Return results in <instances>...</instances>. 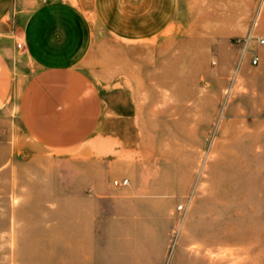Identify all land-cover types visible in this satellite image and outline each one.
Masks as SVG:
<instances>
[{"label":"crops","instance_id":"crops-1","mask_svg":"<svg viewBox=\"0 0 264 264\" xmlns=\"http://www.w3.org/2000/svg\"><path fill=\"white\" fill-rule=\"evenodd\" d=\"M250 20L244 0H0V264H165L186 192L150 145L167 108L118 95L149 90L151 47L192 62Z\"/></svg>","mask_w":264,"mask_h":264},{"label":"rangeland","instance_id":"rangeland-1","mask_svg":"<svg viewBox=\"0 0 264 264\" xmlns=\"http://www.w3.org/2000/svg\"><path fill=\"white\" fill-rule=\"evenodd\" d=\"M244 8L251 17L246 34L196 48L192 62L157 63L151 47L149 90L131 84L118 95L119 103L167 108L161 126L151 128L164 141L150 145L165 149L156 164L164 162L167 178L186 187L171 241L175 248L180 233L186 238L183 254L193 264H264V45L248 38L264 36V0H244ZM192 104L212 117L191 118Z\"/></svg>","mask_w":264,"mask_h":264},{"label":"built area","instance_id":"built-area-1","mask_svg":"<svg viewBox=\"0 0 264 264\" xmlns=\"http://www.w3.org/2000/svg\"><path fill=\"white\" fill-rule=\"evenodd\" d=\"M248 38H255V41L257 42V44L264 45V36H255V35H252L251 32H249ZM17 46L20 47V44L18 43ZM250 62L253 65H256L259 62V57L257 55H252L251 59H250ZM122 182L126 183L127 182V178H124L122 180ZM182 207H183L182 203H178L177 206H176V208L178 210L182 209ZM174 246H175V239H173L171 241L170 245H169L168 254H167V260H166L165 264H169V258H170V255H171L172 251H173Z\"/></svg>","mask_w":264,"mask_h":264}]
</instances>
